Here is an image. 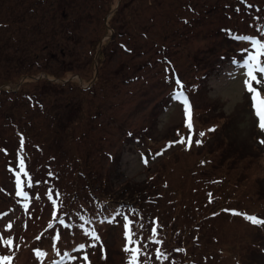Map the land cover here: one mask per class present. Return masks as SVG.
Returning <instances> with one entry per match:
<instances>
[{
  "label": "rangeland",
  "instance_id": "obj_1",
  "mask_svg": "<svg viewBox=\"0 0 264 264\" xmlns=\"http://www.w3.org/2000/svg\"><path fill=\"white\" fill-rule=\"evenodd\" d=\"M38 5L51 20L41 35L20 18ZM246 36L264 37V0H0V84L32 95L46 74L81 89L107 79L68 114L81 119L55 127L68 134L57 152L31 148L45 125L25 94L0 106V264H129L134 248L137 264H264V129L243 84L257 52ZM19 64L37 74L16 84ZM141 191L155 194L146 210L115 204Z\"/></svg>",
  "mask_w": 264,
  "mask_h": 264
},
{
  "label": "trees",
  "instance_id": "obj_2",
  "mask_svg": "<svg viewBox=\"0 0 264 264\" xmlns=\"http://www.w3.org/2000/svg\"><path fill=\"white\" fill-rule=\"evenodd\" d=\"M30 14L32 16H34L33 23H31V24H30L31 20H29V18L26 17V16H30ZM20 18L22 19V26L23 27H25L27 30L30 28L35 33H39V35H41L42 32L45 29H47V24L49 22H51V20L47 21V8H43L42 6H39V5L33 7L31 10V13H25L22 16H20ZM2 27H4V26H2ZM5 37L6 38L4 39V43L9 48V45L12 42H14L13 38H11L7 35H5ZM227 38L229 41H231L232 35L227 34ZM1 42H3L2 39L0 40V43ZM4 43H3V45H4ZM1 48L2 47L0 46V49ZM100 53L101 52L99 51L97 54L99 58H100ZM1 56H3L2 53L0 55V59H1ZM248 56H249V54L245 56V58L243 59V62L248 58ZM4 57H5L4 63L9 61V58L7 55H5ZM28 57L30 58V60H33L34 58H36L35 55H28ZM16 66L19 67L20 64L16 65ZM32 67L27 68V69L24 67L23 68H21V67L17 68L18 69L17 71H19V72H18L16 80H15L16 84H18L21 81H24L27 78H32L35 74H37V73H34V74L28 73V71L31 70ZM35 70H37V69H35ZM114 75H116L117 79H121V80H124L125 76H126V74H124L123 72H120V70H118L117 73H115ZM51 77L52 76L50 74H46V76H45L46 79L45 78L44 79L40 78L41 80L38 79V81H41L40 83L42 84V86L34 89V92L32 95L28 92H27V94L21 92V87H22L21 85L20 86H17V85L11 86L12 81L10 79L2 80L1 84H0V97H1V101L3 104H0V106L3 105L6 109V105L8 104V102H10V103L15 102L16 98H18V97H15L13 99V96H16V95L23 96L25 94V98H26V101L28 104V111L29 112H39V117L41 118V120L43 118V121H44L43 124L45 125L44 130L40 129V130L34 132L33 142H32L31 148L34 149L35 147L38 148V147L43 146V145H48L49 147H56L57 148L56 152H57V151L61 150L60 147L62 145V142L68 136L67 133L65 134L64 131H61L62 129H64V125L65 124L67 125L68 122H71V119H73L75 122L76 119L78 120V119H81L83 117V114L82 115L79 114L78 117H76L75 114L73 116L72 115L69 116L68 114L71 111H75V112L82 111L84 102H86L89 105H91V104L93 105L95 102L94 98L96 97V94L100 93V91H105V89L107 88V86H105L107 83L106 82L107 79L104 77L100 78V75H97V77L95 78V80L96 79L97 80L94 81L95 83L93 82V84H91L89 86V88L86 87L84 89H81L78 86H73V82H70V81H67L68 83H66V84L63 83V80L60 81V83L54 82L52 80H50V82L45 81V80L53 78V77L52 78ZM99 82H101V83L99 84ZM36 83H39V82H36ZM7 84L8 85L11 84L10 85L11 89H12L11 91H9L8 88H5V86ZM92 89H93L92 93H94V96L91 98L85 99L86 92H88V91L91 92ZM59 101H62L61 105H59V108H55L56 103H58ZM45 103H47L49 105V108H47L45 106ZM10 107H11V105H10ZM9 115H11V114H9ZM6 117H8V116H6ZM3 118L6 119L5 117H3ZM30 123L31 122H29L28 124H30ZM55 127H61V130L55 129ZM39 128H41V127H39ZM28 133H33L32 127L28 129ZM16 135L17 134L15 133V136ZM23 135L26 136L24 133H23ZM261 141L264 142V137H262ZM46 165H49V164H46ZM139 193H141V195L138 197H135L134 199L116 198L115 204L122 203L124 206H128V207L132 206L136 210H139L141 207H143L141 210H143V209L146 210V208H149V206L155 204V203L151 202L150 201L151 198H149L155 194H149V195L144 194L143 195L142 191ZM103 194L105 195V191H103ZM157 195H158V193H157ZM97 199H101V198L98 197ZM105 200H108V199H105ZM215 201H216V199H215ZM141 204H143V206H141ZM227 209H229V208H227ZM219 211L223 212L224 209L221 208ZM215 213L216 212H211V214H210L211 217ZM145 215L147 216V218L149 217L151 224L155 223L157 226L160 225V223L157 220H155L156 216H153L151 214L149 215V211H147L145 213ZM125 218L127 219V217H125ZM141 218L145 219V222L143 219H142V222H144L143 225L147 226L146 225V217L142 216ZM52 223L57 225L59 223L58 218H55L52 221ZM262 223L264 224V221H262ZM48 226L51 227V223ZM148 227L150 228V226H148Z\"/></svg>",
  "mask_w": 264,
  "mask_h": 264
},
{
  "label": "snow or ice",
  "instance_id": "obj_3",
  "mask_svg": "<svg viewBox=\"0 0 264 264\" xmlns=\"http://www.w3.org/2000/svg\"><path fill=\"white\" fill-rule=\"evenodd\" d=\"M244 39H253L254 40V44L253 47L257 48V52L255 54H250L248 56V58L244 61L243 67H246L247 69V76L250 78L251 81H255L257 79V76L254 74L257 70L260 73H264V66H261L260 63V55L262 53H264V37H262L260 40H255L254 37H244ZM249 79H244L243 80V84L247 86V91L249 93H251V106L253 108H255V115L257 117H259V126L261 129H264V98H261L260 93L257 91V88L253 87L252 84L250 83ZM177 83H179V81H177ZM179 98V97H178ZM183 110H184V114L188 117L191 116V105H190V101L188 98H184L183 99ZM189 128L191 127V124L189 123ZM132 134L129 133V136H131ZM201 136L204 135L203 132L200 133ZM197 144L200 143V140L196 141ZM21 146H23V136H21ZM143 155V154H142ZM147 161L145 160V163ZM19 167H20V171H24V160L21 159L19 162ZM52 173L50 172L49 175H51ZM25 175H27V173H25ZM20 173L17 172L16 173V184L19 187L20 186ZM22 195H27V193H21ZM116 214L119 215V209L116 210ZM248 220L250 221H256V217L254 216H248L247 217ZM60 223L64 224V219L61 218L60 219ZM126 231L124 233L125 236H129L130 232L127 231L129 225L125 224L124 225ZM153 231H155V229H153ZM90 235L96 239H99V237L96 235L95 231H92L90 233ZM5 243H10V241H6ZM85 248V244L84 243H80L79 244V249H84ZM126 251H128V249H126ZM138 249H131L132 252V256L130 257V262L129 264H137V253ZM67 255V254H66ZM159 255V253H158ZM87 257H85L86 259ZM10 257L8 256H4V257H0V260H4L7 261L9 260Z\"/></svg>",
  "mask_w": 264,
  "mask_h": 264
},
{
  "label": "clouds",
  "instance_id": "obj_4",
  "mask_svg": "<svg viewBox=\"0 0 264 264\" xmlns=\"http://www.w3.org/2000/svg\"><path fill=\"white\" fill-rule=\"evenodd\" d=\"M238 87L240 88V91L242 92V88L238 85Z\"/></svg>",
  "mask_w": 264,
  "mask_h": 264
}]
</instances>
